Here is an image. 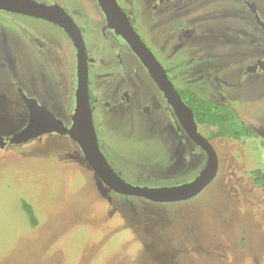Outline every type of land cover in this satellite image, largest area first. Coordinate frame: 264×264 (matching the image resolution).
<instances>
[{
    "label": "rangeland",
    "instance_id": "1",
    "mask_svg": "<svg viewBox=\"0 0 264 264\" xmlns=\"http://www.w3.org/2000/svg\"><path fill=\"white\" fill-rule=\"evenodd\" d=\"M118 1L128 14V9L134 10L132 16L152 24L145 0ZM57 2L80 25L87 26L92 64L104 62L108 53L89 28L94 27L93 16L99 14L96 0ZM223 7L230 10L224 2L211 5L219 13ZM138 10L141 14L135 12ZM200 10H194L193 17ZM231 14L225 20H209L208 33L220 39L230 35L212 28L220 25L245 34L249 18ZM250 27L254 38L262 36L254 30L257 26ZM145 32L140 30L164 66L175 63L179 65L175 71H187L188 62L177 51L168 56L169 51L160 49L162 38L157 30L149 27ZM31 35H38L50 49L52 43H59L64 74L71 73L74 66V48L69 34L58 24L0 10V49L7 44L12 51L9 58H15L11 65L17 79L41 91L48 87L51 76L25 49L31 44ZM172 36L181 37L180 33ZM208 43L211 48V41ZM234 43L236 50H245L244 43ZM167 45L170 47L171 41ZM233 71L231 67L227 74L232 76ZM260 74L244 82L251 97H258L246 99L239 108L242 116L264 133V74ZM42 98L47 110L63 115L64 109H55V94L46 92ZM25 108L9 70L0 66V134H10L27 122ZM160 112L166 121L171 118L166 111ZM98 119V124L97 117L94 122L102 152L128 182L149 186L186 183L207 165L204 152L194 154L188 163L178 156L176 162L170 160L172 141H182L172 122L154 125L136 111L128 112L124 123L102 114ZM258 134L259 138L213 137L219 155L215 179L193 197L159 203L108 187L71 135L46 133L23 144H0V264H264V187L255 183L252 175L254 169H264V135Z\"/></svg>",
    "mask_w": 264,
    "mask_h": 264
},
{
    "label": "flooded vegetation",
    "instance_id": "2",
    "mask_svg": "<svg viewBox=\"0 0 264 264\" xmlns=\"http://www.w3.org/2000/svg\"><path fill=\"white\" fill-rule=\"evenodd\" d=\"M40 1L49 3L57 2V0ZM96 2L99 14L93 16L94 27L89 24L87 25H89L90 30L95 32L93 38L96 39L97 42H102L104 50L108 53V55L105 54L107 58L104 62L98 60L99 62L92 64L87 51L89 66V94L93 117H97L96 123L100 122L98 116L101 114L106 115L109 119H119L120 122L124 123L127 113H132L134 111L142 114L145 118H149L148 121L153 120L152 123L154 125L163 126L165 122H168L169 124L172 122L176 131L175 133L177 134L176 136L180 139V141H182L178 144L175 141H172V143L170 142V160L176 162L178 156L179 160L184 158L185 162L188 163V161L192 160L194 154L197 152H204L208 156L209 161L210 154L207 149L192 137L185 125L179 120L177 114L155 78L134 50L130 47L124 37L115 31L113 24H111V22L107 19L97 0ZM215 2H224L228 4L230 10L224 9L225 7L221 9L220 13L217 12V10H212L211 5H214ZM144 3L148 6V21L152 23L151 25L148 22H142L138 16H132L135 15L132 13L134 10L128 9V14L127 10L122 5L121 6L140 35V30L146 34L145 31L149 27L153 29V31L157 30V34L160 35V38H162L159 44L160 49L165 50L166 52L169 51L168 56L178 53V55L184 57L183 61L186 59L188 62L187 71H175V69L179 66L175 63L169 67L167 66L168 68L164 65L163 66L182 98L191 107L197 121L199 131L211 141L217 152L218 160L219 155L217 147L214 143V138L211 137L210 134H207V131L205 130L206 127L209 129L208 131L211 132L215 129V127L208 126L197 119V113L192 106V99L196 96H199L203 100H208L219 110L220 108H227L236 112L237 116L246 121V123L249 124L257 134L260 133L264 135V133L258 131V128H256L252 123H249L242 116L239 108L241 102H244L245 104L246 99H254L258 97H251L249 92H247L249 86H244L246 78L251 77L253 79L256 73H261L260 75L264 74V25L256 18L257 12L264 21V0H145ZM194 10H200L196 12L197 17H193L192 13ZM135 12L141 14L139 10ZM229 13H232L231 17L241 15V18H246V16L249 18L250 24L247 20H245V22L247 21L245 23L247 28L245 34L240 35L233 26L224 28L220 25H216L212 28L220 31L223 30L222 32L225 31L230 35H226L224 38L220 39L213 37L210 33H208V28L211 26L208 22L209 20H218L220 17H223V20H225L227 19ZM179 15L182 17L185 16V19L178 18ZM73 19L76 21L74 17ZM178 20L180 21L178 22ZM172 21H175L174 25H172ZM51 22L56 23L54 21ZM76 23L82 31L87 48V38L85 35L87 26H82L77 21ZM58 25L61 26L60 24ZM250 26H257L254 30H258L262 36L254 38ZM137 27L140 28L139 31ZM178 33H180L181 37L178 36L177 38L172 39V35H178ZM32 35L28 38V41H30L31 44L25 46V49L33 54L34 57L32 61L45 68L51 76V78H49L50 83L47 84L48 87L44 89L42 88L43 90L41 91L34 89L29 82H27V84H22L21 81L17 79L14 72V66L11 65V60H15V58H9V52L11 50L7 47V44H4L2 49H0L3 53L0 54V66L4 70H9L15 91L19 98L24 102L26 107L25 114L28 115L27 122L19 129L26 126L30 116V109L24 99L25 96L29 98H36L38 102L43 105L45 111L62 118L64 122L70 126L71 115L75 107V90L77 86L76 46L70 37L74 48V66L71 73L68 72V74H64L60 69L62 62L59 63L61 54V51L58 48L59 43L53 44L51 42L52 44L50 49L47 45L45 46L43 42L40 41L38 35L35 37ZM141 37L145 41L142 35ZM165 37H167L166 40ZM33 38L34 41L31 40ZM169 41H171L170 47L167 45L169 44ZM208 41H211V48ZM5 42L6 41L3 43ZM234 42L244 43L246 45L245 50H236L238 48ZM225 44L226 46H224ZM251 44H253L254 47H252ZM226 48L227 50L224 52ZM175 51H177V53H174ZM18 67L22 68L24 67V64H19ZM231 67L234 68L232 76L227 74V70ZM145 72L150 77H147ZM258 77L259 76L255 78L258 79ZM143 87H147L148 89L144 90ZM46 92H52L55 94L57 99L55 109H64L62 111V116H59L60 114H54L45 108L46 102L42 98V95ZM148 93L149 97H147ZM127 109H129V111H127ZM160 111H166L170 114L171 118L166 121ZM159 114L162 115L158 117ZM19 129L14 130L12 133L18 131ZM12 133L7 135L0 134V144L18 145L25 143H11L8 140V137L11 136ZM50 133H56L57 135H71V133L62 134L57 131ZM45 134L46 133L43 135ZM43 135L33 139L40 138ZM194 147L196 148L194 149ZM177 184L175 183V185Z\"/></svg>",
    "mask_w": 264,
    "mask_h": 264
},
{
    "label": "water",
    "instance_id": "3",
    "mask_svg": "<svg viewBox=\"0 0 264 264\" xmlns=\"http://www.w3.org/2000/svg\"><path fill=\"white\" fill-rule=\"evenodd\" d=\"M115 31L122 35L143 64L150 71L179 120L192 137L202 144L210 154L206 167L191 181L177 185L149 186L128 182L121 177L108 162L102 152L95 128L89 94V66L85 40L82 31L71 14L58 2L40 0H0V9L20 12L44 18L60 24L72 38L77 49V86L75 107L68 126L62 118L44 110L36 98L24 97L29 109L28 123L8 137L11 143L27 142L44 133H71L80 146L84 157L97 175L114 191L131 196H141L155 202H169L193 197L203 190L217 175L219 162L217 152L211 141L198 129L191 107L182 98L168 73L151 48L142 39L131 23L127 13L118 0H97ZM256 18L264 21L256 12Z\"/></svg>",
    "mask_w": 264,
    "mask_h": 264
},
{
    "label": "trees",
    "instance_id": "4",
    "mask_svg": "<svg viewBox=\"0 0 264 264\" xmlns=\"http://www.w3.org/2000/svg\"><path fill=\"white\" fill-rule=\"evenodd\" d=\"M192 106L197 113V119L215 127L210 132L211 137L229 135L234 138L253 137L259 138L258 134L246 123L241 117H238L236 112L227 108H220V110L208 100H203L199 96L192 99ZM263 147H264V140ZM254 180L264 187V169L257 168L252 171ZM29 210V205L25 203ZM29 212H32L30 209Z\"/></svg>",
    "mask_w": 264,
    "mask_h": 264
}]
</instances>
